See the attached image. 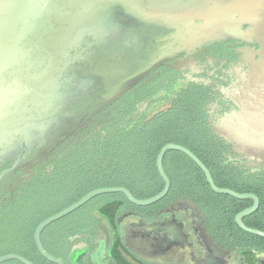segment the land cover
I'll return each mask as SVG.
<instances>
[{
	"label": "flooded vegetation",
	"instance_id": "af4514ba",
	"mask_svg": "<svg viewBox=\"0 0 264 264\" xmlns=\"http://www.w3.org/2000/svg\"><path fill=\"white\" fill-rule=\"evenodd\" d=\"M209 2L215 6H211L212 10L208 17L206 14L208 6L197 0L194 2L153 0L152 3L148 0H117L113 10L116 12L113 27L117 34L113 40L97 50V57L117 54L120 65L129 67L133 73L139 69L151 70L127 94L112 105L106 106L97 115H93V112L98 106L103 108L99 96L104 97L106 93L94 95L87 92L71 101L66 108L67 114L73 117L71 125L63 131L52 132L47 138L43 152L34 149L28 155L26 163H30V166L17 169L3 181L0 188L2 208L8 210L14 202L30 195L28 190L31 187L44 180L52 183H69L68 171L71 163L66 159L70 157L74 148L85 143L86 149L89 150L97 141L116 139L117 135L122 133L118 128L123 126L117 127L119 124L117 120L120 121L122 117L131 121L127 131L132 136L133 148L137 152L139 143L153 132L149 128L150 125L167 126L169 116H173L175 122L182 119L187 94L200 96L210 129L214 135L220 137L221 135L215 131V123L226 116H232L233 113H240V108L234 101L238 91L244 89L245 100L250 96L248 79L252 63L258 60L264 51L261 42L257 40L256 32L252 31L254 27L251 23L261 24V33L264 34V0H253L238 6H234L233 0ZM145 8L150 11V17H144ZM192 13L196 16L191 15ZM207 17L211 26H206V30L201 26L203 24L201 20ZM240 19L243 20V25L238 29L234 28L235 20ZM262 36L264 41V35ZM158 55H163V60L153 64L152 57ZM243 106L245 108L248 104ZM245 115L244 119L251 116L247 113ZM177 132L173 133L172 130L169 134L167 130L159 128L160 137L173 136L181 143L190 140V136L184 130ZM68 133L73 135L65 139L64 143H60L66 138L61 135ZM175 145L186 148L180 144ZM225 146L230 152L231 147L226 144ZM104 147L105 145L98 148L102 150ZM144 148L146 155L132 163L130 176L124 178L130 179L134 184L142 186L143 191H147L148 186L165 182L158 170V156L156 162L152 161L148 156L152 148L149 150L148 147ZM171 153L174 155L170 156ZM184 155L178 151H169L163 159V168L171 185L190 183L196 179L185 175L184 169L192 164L183 160ZM229 158L233 165L247 174L256 172L264 179V165H251L244 157L240 159V156L236 155ZM14 163L13 160L6 161L0 170L9 169ZM120 168L121 165L117 167ZM122 177L120 172L117 178ZM76 189H79L78 186ZM98 197L84 206L86 215L98 217L105 201L111 198L100 200ZM123 214L137 215L147 223L164 220L167 223L175 222L178 227L185 223L187 228L183 229V232L187 235L188 242L199 247L203 258H209L213 262L227 264L230 262L229 253L233 252L223 249L213 240L206 216L183 198L177 197L172 203L147 210L144 215L133 211H126ZM122 215L120 214L123 218ZM86 227L83 234H89L100 227L105 228L99 219L95 225L87 224ZM108 229L110 244L115 233ZM119 238L123 243L122 250L130 257L131 264H147L128 252L120 227L117 230V240ZM92 243L91 238L89 245ZM236 254L241 264H262L264 244L260 246L253 260ZM105 262L120 264L109 259Z\"/></svg>",
	"mask_w": 264,
	"mask_h": 264
},
{
	"label": "trees",
	"instance_id": "16d2710c",
	"mask_svg": "<svg viewBox=\"0 0 264 264\" xmlns=\"http://www.w3.org/2000/svg\"><path fill=\"white\" fill-rule=\"evenodd\" d=\"M131 88L114 102L121 99ZM184 101L185 107L182 111V119L175 122V118L169 116L167 126L150 125L149 128L153 132L139 143L137 152L133 148L132 136L127 131V128H130L131 121H127L126 117H122L120 121L117 120V123L119 122L117 127L123 126L118 128L122 133L117 135L116 139L109 138L105 142L97 141L94 143L95 146L89 150L86 149L85 143L78 144L74 148L70 157L66 159L71 163V168L68 171L69 183H52L44 180L37 186L31 187L28 190L31 194L14 202L8 210L3 209L0 205V258L7 255H18L32 264H53L40 254L36 246L34 238L37 228L45 220L63 212L95 190L125 188L139 200H148L159 195L163 191L165 184L148 186L149 189L143 191L142 186L134 184L130 179L124 178V176H130L132 163L146 155V148L144 147H148V150L152 148L148 156L152 161L156 162L161 149L168 144H180L191 150L209 169L215 184L219 188L229 189L240 194L256 195L261 202L260 208L253 215L245 217L243 223L249 228L264 232V179H261L256 172L247 174L233 165V161L229 157H233V155L240 156V159H243V157L234 152V145L231 142L222 136L214 135L212 129H210L209 122H207L203 100L198 94H187ZM104 108L98 106L93 115L99 114ZM127 113L128 109L126 110ZM159 128L167 130L169 134H171L172 130L173 133H178L177 131L182 129L190 136V140H187L186 143H181L173 136L160 137ZM71 135L73 133L61 135L66 138L60 143H64ZM222 141L231 147L230 152ZM104 145L105 147L102 150L98 148ZM171 155L174 154L171 153ZM183 160L192 164L184 169L185 175L196 177V179L190 183L172 184L169 194L164 200L144 210L147 212L148 209H155L160 205L172 203L177 197L183 198L195 205L206 216L209 221L210 236L220 247L237 252L243 257H248L249 260H253L257 256L260 246L264 244V239L244 232L235 222L236 216L250 208L253 205V201L237 200L230 196L213 192L204 173L198 166L185 155ZM3 164L0 165V168ZM119 165H121V168L117 169ZM11 168L4 171L0 170V175ZM15 171L2 179L0 188L5 178ZM120 172L123 177L118 179L117 176ZM59 184L64 185L62 191L57 196L47 199V203L44 206L47 211L36 222L20 223L19 221H13V214L18 211V207L23 205L26 200H33L48 189L55 190L54 187ZM77 186L78 190L76 189ZM60 202L61 204H59ZM85 209L86 207L78 211H85ZM138 209L139 207L131 204L123 194H117L116 197L111 196L109 200L105 201L98 217L88 216L85 212L84 215L73 221H69L68 216L47 228L42 235L43 245L51 256L62 260L65 264H88L87 252L79 256H72V250L79 242L85 243V237L94 240L96 232L103 227L93 230L89 234L83 233L87 229V224L95 225L94 222H98L99 219L105 226L106 229H104L106 231L109 228L115 233L109 246V251L111 252L109 261L131 264L122 250V241L120 238L117 240V230L119 229V220L122 218L120 214L122 215L126 211L136 213L135 211ZM140 214L144 215L145 213ZM9 221L15 225L7 229L6 226ZM13 228L22 229V234L20 236L16 234L9 240L10 243L16 246L14 250H11L5 247V243L10 238ZM4 264L21 263L10 261Z\"/></svg>",
	"mask_w": 264,
	"mask_h": 264
},
{
	"label": "rangeland",
	"instance_id": "374dc122",
	"mask_svg": "<svg viewBox=\"0 0 264 264\" xmlns=\"http://www.w3.org/2000/svg\"><path fill=\"white\" fill-rule=\"evenodd\" d=\"M51 1L53 0H4L0 4V16L3 15L1 6L6 14L9 13L7 30L4 26L0 30V149L7 148V156L21 165L30 164L26 160L32 150H45V139L50 133L63 131L71 125L66 108L73 96L87 92L94 95L106 93L104 97L99 96L103 103L116 87H119L117 95H122L151 70L139 69L133 73L129 67L120 65L117 54L97 57V50L113 40L117 34L113 27L114 16L106 19L107 27L110 28L106 27L105 20L102 26L96 21V24L88 27L94 29L97 26L100 32L96 35L86 33L83 36L78 32L82 21L89 23L91 20H98V17L89 20L82 18L81 9L78 7L74 10L76 16H72L69 19L71 24L67 25L66 18H62V21L57 18L63 10L51 4ZM152 1L148 0L149 3ZM190 1L196 0H188ZM197 1L208 6L206 14L209 17L211 6L214 7L215 4H211V0ZM15 4L18 7L11 9ZM143 15L151 16L146 8ZM208 17L201 20V26L206 30V26H211ZM66 29L71 32L70 35H67L69 32L66 33ZM65 36H72L73 40L68 44L64 40ZM80 37L84 40L79 39ZM163 57H152V63H160ZM133 74L135 77L132 79L138 78L131 82L128 79ZM234 114L236 113L215 123V131L234 143L251 165H264V142H251L242 130L237 129ZM63 187V184H59L54 187L55 190L48 189L33 200H26L13 214V221L36 222L47 211L44 209L47 199L57 196ZM111 196L116 197L117 194L101 195L98 199H108ZM145 208L148 207H139L135 212L146 213ZM84 213L85 211H77L68 220L73 221ZM14 225L9 221L6 228ZM16 234L20 236L22 229L13 228L5 243L6 248H16L9 241ZM124 255L131 261L126 253ZM173 263L172 260H159L155 264Z\"/></svg>",
	"mask_w": 264,
	"mask_h": 264
},
{
	"label": "water",
	"instance_id": "95a60500",
	"mask_svg": "<svg viewBox=\"0 0 264 264\" xmlns=\"http://www.w3.org/2000/svg\"><path fill=\"white\" fill-rule=\"evenodd\" d=\"M3 1L4 0H0L1 5L3 4ZM116 2L117 0H53L51 1V4H55L57 8H59L61 11L63 10V13L57 15V18H60V21H62V18H66L67 25L71 24L69 22V19L72 16H76L74 15L75 14L74 10L78 9V7L81 9L82 18L85 17L86 19L89 20V18L93 19L98 17V20H91L92 22L89 23L87 21L85 22L82 21L83 24L81 25V28L78 27L79 30L78 29L77 30L78 32L83 34V36H85L84 34L86 33H88V35L90 33L96 35L97 33L100 32V29H98L97 26L94 29L93 28L90 29L88 25L92 26L96 24L95 22L97 21L98 25L102 26L107 18L110 19L111 17L115 16L113 10ZM248 2L249 0H233L234 6L241 5L242 3L248 4ZM1 7H2L3 15L0 16V23H2V25L0 26V30L2 26H4L5 29L7 30L6 22L9 21V15H8L9 13L6 14L3 9V6ZM16 7L18 6L15 4L14 8L11 9H16ZM195 7L196 6L194 5V8ZM6 9H10V8H6ZM191 15L196 16L194 13H192ZM103 20L105 21L103 22ZM251 24L254 27L252 31L256 32L255 34L258 36L257 40L261 42L262 49H264L263 46L264 41L262 36L264 34L261 33L262 25L258 23H251ZM241 25H243L242 19L238 21L235 20L234 28L238 29ZM85 26H87L86 29ZM68 32L69 29H66V33ZM70 34L71 32H69L67 35ZM79 39L84 40L81 37ZM64 40L68 41L69 44V42L73 40V37L65 36ZM0 54H2L1 47H0ZM134 77L135 74H133L128 80H131V82H133L136 78H138L136 77L135 79H132ZM248 80L250 81L249 99L248 100L244 99L245 97L244 89L242 90L241 88L234 97L235 98L234 101L236 105L240 108V113L234 114L233 117H235V123L237 125L235 127L237 129L242 130L246 134V136L249 139H251V142L258 144L264 142V51L263 53H261L259 59L256 60L254 63H252L251 74ZM138 81H136L133 85H135ZM131 82H129V84ZM133 85H131L128 89H130ZM118 88L119 87H116V89H114L111 95L107 97L105 102L103 103L101 102V104H103V108L106 107L107 105H110L115 100H117L128 90L127 89L122 95L118 96L117 95ZM84 94L85 93H81L73 96L71 101H73L74 99L80 96H83ZM244 104H248V106L244 108L243 106ZM246 113L251 114L250 118L247 117L246 119H244ZM70 118L72 121L73 119L71 116ZM51 134L52 133H50L49 135ZM45 141L47 143V139H45ZM233 145H234V152L245 158L242 152L237 150L234 143ZM5 149L7 148H3L2 150L0 149V165L7 160L12 161L13 159L9 157V155L7 156ZM169 151L181 152L185 154L189 159H191L204 173L206 180L213 192L220 195L230 196L237 200H252L253 205L250 208L239 213L235 218V222L238 225V227L244 232L264 239L263 231L249 228L243 223V219L245 217L250 216L255 212H257V210L260 207V199L254 194H240L229 189L219 188L215 184L209 169L203 164V162L196 155H194L187 148L175 144H169L166 145L161 150L157 159L158 170L165 182L164 189L159 195L148 200H139L135 198L130 193V191L125 188H120V187L103 188V189L95 190L90 194H88L87 196H85L80 201H78L76 204L67 208L63 212L55 216H52L51 218L45 220L43 223L39 225V227L35 232L34 239L40 254L53 264H65L62 260L56 259L46 251L42 242V235L44 231L47 228H49L51 225L61 221L62 219L80 210L98 196L105 194H123L127 198V200L136 207H150L164 200L169 194V191L171 189V183L163 168V159L166 153ZM30 165L31 164L21 165V163L15 161L14 166L10 170H7L0 175V183L2 179L9 173L21 167H29ZM119 227H120L121 235L123 237L124 245L126 246L128 252L132 254L134 257L140 259L141 261L147 264H155L159 262V260H172L174 261L173 264H227V262H213L209 258L206 257L203 258L202 257L203 254L200 253L199 247H197V245L194 243L191 244L188 242V237L183 232V229L186 230L187 228L185 223L181 224L179 227L176 225L175 222L167 223L164 220L162 222L147 223L142 221L140 217L137 215H125L123 216V218L119 220ZM134 236L138 238L136 239ZM85 239H86L85 243L79 242L73 248L72 256H79L80 254L87 252L88 264H107L105 261L108 260L111 255V252L109 251L110 244H109L108 232L104 228H100L96 232L95 238L91 245H89V238L85 237ZM166 248H169V250H166ZM236 253L237 252H233L232 254L229 253V259H230V262H228L229 264H241L240 259L237 258L236 256L237 255ZM10 261H17L20 262L21 264H32L25 258L18 255H7L0 258V264H4ZM262 264L264 263L262 262Z\"/></svg>",
	"mask_w": 264,
	"mask_h": 264
}]
</instances>
